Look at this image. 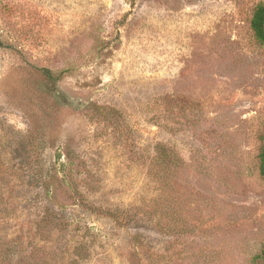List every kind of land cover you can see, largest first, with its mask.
<instances>
[{
    "label": "rangeland",
    "instance_id": "374dc122",
    "mask_svg": "<svg viewBox=\"0 0 264 264\" xmlns=\"http://www.w3.org/2000/svg\"><path fill=\"white\" fill-rule=\"evenodd\" d=\"M259 3L0 0V264H262Z\"/></svg>",
    "mask_w": 264,
    "mask_h": 264
},
{
    "label": "trees",
    "instance_id": "16d2710c",
    "mask_svg": "<svg viewBox=\"0 0 264 264\" xmlns=\"http://www.w3.org/2000/svg\"><path fill=\"white\" fill-rule=\"evenodd\" d=\"M251 28L253 30L254 36L256 40L264 44V3H259L253 12L251 18ZM1 42V41H0ZM42 73L44 76L51 81L52 83H56L60 78V73L57 74L51 71L48 68H41ZM69 99H64L65 102L70 103ZM263 144L260 148L259 152V171L262 177H264V134H263ZM258 258L261 260L262 264H264V248L258 254Z\"/></svg>",
    "mask_w": 264,
    "mask_h": 264
}]
</instances>
